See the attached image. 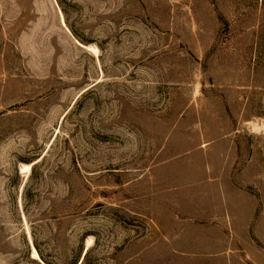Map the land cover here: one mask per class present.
I'll use <instances>...</instances> for the list:
<instances>
[{
    "label": "rangeland",
    "instance_id": "1",
    "mask_svg": "<svg viewBox=\"0 0 264 264\" xmlns=\"http://www.w3.org/2000/svg\"><path fill=\"white\" fill-rule=\"evenodd\" d=\"M0 264H264V0H0Z\"/></svg>",
    "mask_w": 264,
    "mask_h": 264
},
{
    "label": "bare ground",
    "instance_id": "2",
    "mask_svg": "<svg viewBox=\"0 0 264 264\" xmlns=\"http://www.w3.org/2000/svg\"><path fill=\"white\" fill-rule=\"evenodd\" d=\"M27 167V166H26ZM33 251V256L35 257V258H37L38 257V255H37V252L35 251V250H32Z\"/></svg>",
    "mask_w": 264,
    "mask_h": 264
},
{
    "label": "trees",
    "instance_id": "3",
    "mask_svg": "<svg viewBox=\"0 0 264 264\" xmlns=\"http://www.w3.org/2000/svg\"><path fill=\"white\" fill-rule=\"evenodd\" d=\"M87 253H85V256H86Z\"/></svg>",
    "mask_w": 264,
    "mask_h": 264
}]
</instances>
